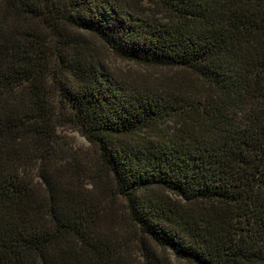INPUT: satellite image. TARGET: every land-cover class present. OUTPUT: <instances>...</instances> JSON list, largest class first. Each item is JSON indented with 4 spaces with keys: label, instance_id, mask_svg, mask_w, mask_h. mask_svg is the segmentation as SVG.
<instances>
[{
    "label": "trees",
    "instance_id": "1",
    "mask_svg": "<svg viewBox=\"0 0 264 264\" xmlns=\"http://www.w3.org/2000/svg\"><path fill=\"white\" fill-rule=\"evenodd\" d=\"M0 264H264V0H0Z\"/></svg>",
    "mask_w": 264,
    "mask_h": 264
},
{
    "label": "rangeland",
    "instance_id": "2",
    "mask_svg": "<svg viewBox=\"0 0 264 264\" xmlns=\"http://www.w3.org/2000/svg\"><path fill=\"white\" fill-rule=\"evenodd\" d=\"M103 52L105 53V58L110 63V65L119 71V73H121L125 78L131 80L142 78L143 75H150L151 77L170 76L175 71L163 67H143L142 65H139L133 61L115 57L107 51L103 50ZM59 130L62 137L78 150H89V142L78 131L68 127H61Z\"/></svg>",
    "mask_w": 264,
    "mask_h": 264
}]
</instances>
